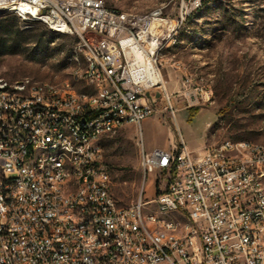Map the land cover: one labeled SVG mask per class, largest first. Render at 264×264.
<instances>
[{
	"label": "built area",
	"instance_id": "2783aa9c",
	"mask_svg": "<svg viewBox=\"0 0 264 264\" xmlns=\"http://www.w3.org/2000/svg\"><path fill=\"white\" fill-rule=\"evenodd\" d=\"M10 1H17L10 12L31 3L52 27L82 37L79 49L92 61L90 89L108 94V101L84 103L86 91L64 98L56 94L58 86L31 88L26 77L0 79V101L12 109V119L0 129V264H92V258H99V264H264V210H258V218H247V209H256L262 200L264 152L259 143L244 146V140L228 139L230 153H223L219 143L191 148L180 136L171 149L145 148L142 122L156 106L149 95L158 96L159 103L166 98L173 117L177 112L162 73L161 50L149 44V36L171 40L204 0H177L173 16L164 14L165 4L138 20L123 19L102 0L0 3ZM190 84L185 77L183 85ZM63 86H70L67 80ZM200 91L201 101L211 99L212 91ZM114 118H121L120 128H113ZM126 125L138 129L144 178L164 171L167 180L153 196L146 198L143 186L133 204L118 206L103 149L95 147V140ZM61 127L75 129L73 154L80 155L81 169L88 171V193L64 197L59 162L34 175V168L44 166L41 144L64 143L56 139ZM234 143L247 147L252 161H241ZM45 183L63 185V193H47ZM160 203H167V210H160ZM150 204H157L162 215L183 218V236L163 240V231L172 226L162 221H154L157 232L145 229L144 221H153L147 218ZM91 217L99 218L103 231H128L127 247H119V238H94ZM248 221H260V229L248 228ZM101 247H110V255H97Z\"/></svg>",
	"mask_w": 264,
	"mask_h": 264
},
{
	"label": "rangeland",
	"instance_id": "374dc122",
	"mask_svg": "<svg viewBox=\"0 0 264 264\" xmlns=\"http://www.w3.org/2000/svg\"><path fill=\"white\" fill-rule=\"evenodd\" d=\"M103 1L121 11L140 14L168 4L164 14L171 16V7L177 2ZM81 43L79 34L57 32L45 24L23 20L13 12H1L0 79L69 80L75 68L85 65L80 52V62L73 58ZM159 58L163 75H174L166 86L169 94L177 90L171 97L174 107L175 99L178 103L177 121L166 108L170 104L166 98L158 103L150 117L171 126L175 135L168 140V135L160 134L155 125L143 123L146 150L167 140L171 146L178 145L180 136L191 148L228 139L264 145V0H206L178 29L176 41L164 47ZM185 77L191 79L186 87ZM74 86L79 91H90L83 81ZM200 89L212 91L209 101L199 99ZM192 107L199 111L190 120ZM138 142L136 125H126L100 141L118 206L133 204L143 186L145 197L153 196L167 180L164 171L149 173L147 180L144 178ZM261 180L264 184V178Z\"/></svg>",
	"mask_w": 264,
	"mask_h": 264
},
{
	"label": "bare ground",
	"instance_id": "6f19581e",
	"mask_svg": "<svg viewBox=\"0 0 264 264\" xmlns=\"http://www.w3.org/2000/svg\"><path fill=\"white\" fill-rule=\"evenodd\" d=\"M66 2H82L83 0H63ZM206 0L199 2L196 11L201 9ZM102 2H104L102 0ZM11 8H17V1H10V3H0V13L4 11H11ZM164 5L154 9L153 11L162 10ZM117 9V8H115ZM120 11V17L128 20H138L139 18L149 17V13L140 14L133 12ZM14 14L18 17H25L26 21H33L45 24L50 29L61 32L60 28L52 27V22L48 19H42V16L36 15L31 3H20V9H14ZM62 33V32H61ZM175 35L170 39H161V36L150 35L149 44L158 45V50H162L170 43L176 41ZM79 52L84 57V67L75 68L72 74V78L67 80V84L70 86H63V82L52 81H39L31 77H26V82H30L31 88H39V86L45 85L46 87H56V94L63 95L64 98H71L73 95H78L81 91L77 90L74 86L75 82L83 81L85 85L90 88L89 76L92 71V61L90 55L84 50H77L73 57L76 61L80 62ZM84 64V63H83ZM3 79V78H2ZM95 101H108V94L99 93V89H90L86 91L84 96V103H93ZM5 119H12V109L9 108V102L0 101V129H5ZM121 118L113 119V128H120ZM71 136H75V129L72 127H61L56 129V139H63V142H56L52 146L50 144H41L40 154L41 158H44V166L34 168V175H41L46 173V166H51L52 162H59L63 168L64 176V197H71L75 194L88 193V171L81 169L80 155L73 154L75 147V139ZM102 139L95 140V147L102 148L100 141ZM264 152V145L259 144ZM219 146H223V153H230V146H228V140L219 143ZM244 146H252V143L244 142ZM241 143H234V150L236 154H240L241 161H252V154L248 152L247 147H244ZM45 190L49 194L63 193V185L45 183ZM259 192L261 194V203H256V209H247V218H258V210H264V184L259 179ZM160 210H167V203H160ZM147 218H151L153 221H144V228L149 232H157V224L154 221H162V223H169L170 226L167 230L163 231V240H171L174 236H183L185 233V221L183 218L172 215H162L157 204H150V209H147ZM91 227L94 229V238H119V247H127L129 240V233L126 230H105L100 229V220L98 217H91ZM248 228L260 229V221H248ZM97 255L109 256L110 247L97 248ZM92 264H99V258H92Z\"/></svg>",
	"mask_w": 264,
	"mask_h": 264
},
{
	"label": "crops",
	"instance_id": "0c3cea01",
	"mask_svg": "<svg viewBox=\"0 0 264 264\" xmlns=\"http://www.w3.org/2000/svg\"><path fill=\"white\" fill-rule=\"evenodd\" d=\"M166 76V83H169L170 81H172V79L174 78V75L172 73L169 72H165L164 74ZM177 90H174L172 93H176ZM175 98V97H174ZM176 101V99H175ZM177 102H176V106H177ZM185 111H183L184 113H187L188 110H186L185 107H183ZM177 110H178V106H177ZM175 119L177 121V114L175 116ZM145 123L146 125H155L158 132H160V134H167L168 135V140L170 137H172V135H175V131L172 129L171 126H167L164 122H162L159 118H152V117H148L146 118L142 124ZM177 123V122H176ZM167 141H162L159 142L157 144H155L154 146L150 147L148 150H146L147 152H152L154 149L156 148H164V149H171L172 146L169 144V142ZM156 182V179H155Z\"/></svg>",
	"mask_w": 264,
	"mask_h": 264
},
{
	"label": "trees",
	"instance_id": "16d2710c",
	"mask_svg": "<svg viewBox=\"0 0 264 264\" xmlns=\"http://www.w3.org/2000/svg\"><path fill=\"white\" fill-rule=\"evenodd\" d=\"M199 111V108L198 107H192L189 109V112H190V117L189 119L191 120L192 117L194 116L195 113H197Z\"/></svg>",
	"mask_w": 264,
	"mask_h": 264
},
{
	"label": "water",
	"instance_id": "95a60500",
	"mask_svg": "<svg viewBox=\"0 0 264 264\" xmlns=\"http://www.w3.org/2000/svg\"><path fill=\"white\" fill-rule=\"evenodd\" d=\"M149 98L151 99V101L153 102L154 105H157V104L159 103V102H158V101H159V100H158V96H157L156 99L154 100L153 96L150 94V95H149Z\"/></svg>",
	"mask_w": 264,
	"mask_h": 264
}]
</instances>
